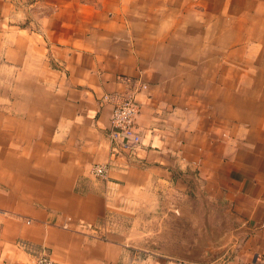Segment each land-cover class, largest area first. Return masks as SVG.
<instances>
[{
  "label": "crops",
  "instance_id": "obj_1",
  "mask_svg": "<svg viewBox=\"0 0 264 264\" xmlns=\"http://www.w3.org/2000/svg\"><path fill=\"white\" fill-rule=\"evenodd\" d=\"M235 3L223 23L217 0H0V83L35 84L29 117L0 107V264H261L264 0ZM128 96L134 151L111 140Z\"/></svg>",
  "mask_w": 264,
  "mask_h": 264
},
{
  "label": "rangeland",
  "instance_id": "obj_2",
  "mask_svg": "<svg viewBox=\"0 0 264 264\" xmlns=\"http://www.w3.org/2000/svg\"><path fill=\"white\" fill-rule=\"evenodd\" d=\"M240 7H242V4L241 2H238ZM235 4V0H217V4H216V8H217V17L218 19H221L223 21V23H225L227 20L230 19V15H225L221 12H225L224 10H229L231 9V7H234L236 6ZM243 15H241V11L239 13L238 16H236V19L235 18H231L233 19V23L237 22L238 20H243ZM219 26H217V30H218ZM234 34H240L241 33V28L237 25H235V30H233ZM213 38V36L211 37ZM212 42H215L217 45H219L222 41L221 38H219V35L216 36V38H214L212 40ZM233 42L235 44H233L232 46H238V44H236L237 42H235V36L233 35ZM232 46L230 45V47L232 48ZM235 47V49H237ZM221 53H228L227 51L225 52H216L215 54H221ZM231 53V52H229ZM234 56H231V57H234L233 59L236 60L241 58V55H242V52L240 50H238V52H234ZM219 59H222L224 60V56H222L221 54V57H219ZM3 75H5V73H2ZM23 85V88H19V92H23L19 94L18 98H17V88H16V83L15 82H8V83H0V93L1 92H7L8 94V98L7 99H4V100H0V107H8L9 109V113H13V116H16V110L18 108H23L24 110L22 111L23 114L21 115L22 117L26 118V117H29L30 114H28V111L27 109L30 108V107H34L35 108V84H32V83H23L21 84V86ZM215 85V87H214ZM241 85L242 84H221V83H217V84H211V90L216 93L217 91V94H221L222 92H224L226 90V88L228 87L229 89H232L233 87L235 88V90H239L241 91ZM4 95V94H2ZM16 106L18 108H16ZM204 198L203 197H200L197 195V202H204ZM174 213V212H173ZM200 213H203V212H200L198 211V214ZM173 219L174 220V217L170 216L168 217V223H170V220ZM147 221V220H146ZM150 220L148 219L147 222H149ZM154 224H157V226H152V227H148L147 229L148 230H151L152 233L154 234V231L155 230H158L159 227H158V222H155ZM153 225V224H152ZM78 227L80 228L81 231H85V232H88L90 235H93V236H99V229L98 227L96 226H93L91 224H87L85 222H80L78 224ZM125 228H127L125 226ZM182 228H180V231H181ZM175 230H176V227L174 224H169L168 226V235H169V242L167 244V247L168 248H173L175 247V243H174V238H175ZM184 230V235H185V239H189L191 237V227H184L183 228ZM151 233V235H152ZM172 235V238H170V236ZM150 236V235H148ZM154 243V242H153ZM152 243V244H153ZM155 244V243H154ZM157 244V243H156Z\"/></svg>",
  "mask_w": 264,
  "mask_h": 264
},
{
  "label": "built area",
  "instance_id": "obj_3",
  "mask_svg": "<svg viewBox=\"0 0 264 264\" xmlns=\"http://www.w3.org/2000/svg\"><path fill=\"white\" fill-rule=\"evenodd\" d=\"M139 104L135 97L128 96L121 100L113 110L111 123L113 133L111 140L118 143V148L127 151H134L141 143V137L136 127L137 116L139 115ZM118 148H116L117 152ZM116 153V152H115ZM109 173V164H95L91 167L90 174L97 180H106ZM35 264H60L49 254L40 253L35 258ZM264 264V259H261Z\"/></svg>",
  "mask_w": 264,
  "mask_h": 264
}]
</instances>
